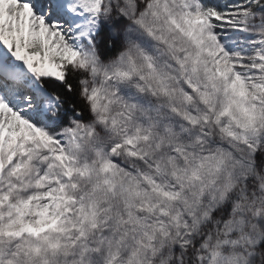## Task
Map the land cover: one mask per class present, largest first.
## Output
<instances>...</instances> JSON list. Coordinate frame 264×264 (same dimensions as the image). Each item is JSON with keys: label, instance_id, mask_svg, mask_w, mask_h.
Wrapping results in <instances>:
<instances>
[{"label": "clouds", "instance_id": "clouds-1", "mask_svg": "<svg viewBox=\"0 0 264 264\" xmlns=\"http://www.w3.org/2000/svg\"><path fill=\"white\" fill-rule=\"evenodd\" d=\"M241 4L242 62L199 0H103L150 47L73 65L89 118L70 122L96 147L55 213L3 208L0 264H264V0Z\"/></svg>", "mask_w": 264, "mask_h": 264}, {"label": "snow or ice", "instance_id": "snow-or-ice-1", "mask_svg": "<svg viewBox=\"0 0 264 264\" xmlns=\"http://www.w3.org/2000/svg\"><path fill=\"white\" fill-rule=\"evenodd\" d=\"M199 5L222 54L242 62L250 41L235 39L245 31L231 13L244 5ZM102 9L103 0H0V220L5 206L18 218L55 213L75 165L96 147L94 141L85 144L87 131L70 122L89 118L78 114L80 73L73 65L78 59L94 62V50L105 59L103 53L124 39H141L131 27L125 31L123 14L105 20Z\"/></svg>", "mask_w": 264, "mask_h": 264}, {"label": "rangeland", "instance_id": "rangeland-1", "mask_svg": "<svg viewBox=\"0 0 264 264\" xmlns=\"http://www.w3.org/2000/svg\"><path fill=\"white\" fill-rule=\"evenodd\" d=\"M203 2H206V3H209V4H216V3L222 2V0H203ZM235 2L242 3L243 0H235ZM257 10L258 11H261V12H264V7L258 8ZM234 31H238V30H234ZM243 37L246 38V39H248V34L245 33V35ZM118 45L120 47V44L119 43H118ZM125 94H127V92H125ZM256 160H257L258 163L264 162V156H262L260 153H257L256 154ZM225 206L222 209V212H223L224 216H225V214L227 216L229 210H225Z\"/></svg>", "mask_w": 264, "mask_h": 264}, {"label": "trees", "instance_id": "trees-1", "mask_svg": "<svg viewBox=\"0 0 264 264\" xmlns=\"http://www.w3.org/2000/svg\"><path fill=\"white\" fill-rule=\"evenodd\" d=\"M119 48L120 47H119V45L117 43L114 47H111L109 50H107V51H105L103 53L104 58L106 59L108 56L113 55ZM81 107H83V106L81 105ZM84 113H85V115L87 117L88 116L87 112L84 111ZM229 208H230V205H226L225 206V210H229ZM225 216H226V214H225Z\"/></svg>", "mask_w": 264, "mask_h": 264}]
</instances>
